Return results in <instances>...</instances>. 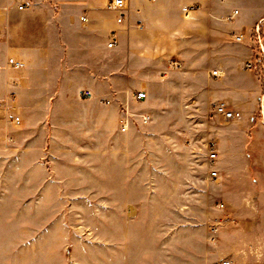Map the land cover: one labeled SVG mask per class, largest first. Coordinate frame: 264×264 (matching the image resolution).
<instances>
[{"label": "rangeland", "instance_id": "1", "mask_svg": "<svg viewBox=\"0 0 264 264\" xmlns=\"http://www.w3.org/2000/svg\"><path fill=\"white\" fill-rule=\"evenodd\" d=\"M25 2H40L51 11L41 16L49 26L40 32L49 44V64L73 75L59 78L50 94L71 104H51L42 113L28 104L27 122L18 108L1 104L0 264L229 260L236 242L229 229L241 223L240 214L231 215L232 207L239 202L243 178L223 170L222 154L210 165L206 146L211 139L220 142L223 130L245 131L252 137V159L261 163L264 64L252 73L237 66L264 47V0L238 1L244 11L249 8L244 14L234 7L239 15L232 24L240 18L247 23L243 43L234 40L242 31L231 23L216 29L205 14L186 19L180 11L156 10L148 35L121 37L113 49L91 20L70 23L59 0ZM74 16L88 13L76 9ZM227 56L233 59L232 81L227 79L233 100L249 98L253 104L240 111L236 124L214 112L224 102L226 75L215 77L213 71H222L219 64ZM173 60L181 66L173 67ZM253 81L257 94L250 92ZM83 89L94 97L83 98ZM138 91L147 93L143 102L134 98ZM127 113L130 128L122 132ZM16 116L19 127L11 124ZM211 228L220 229L215 243L208 241Z\"/></svg>", "mask_w": 264, "mask_h": 264}, {"label": "crops", "instance_id": "2", "mask_svg": "<svg viewBox=\"0 0 264 264\" xmlns=\"http://www.w3.org/2000/svg\"><path fill=\"white\" fill-rule=\"evenodd\" d=\"M238 1L240 0H128V13L122 24L117 22V14L108 9L110 0H74L73 7L67 3L68 0H59V4L63 12L70 13L68 15L70 23H77L78 19L81 21V17L78 16L79 18L76 20L74 16L76 9L86 11L88 13L87 22L81 21L82 23H89L91 20L94 24V31L107 34L109 40L112 33L115 32L119 43L121 37L133 40L139 36L148 35L151 22L154 20L152 14L156 10L162 14L180 11L181 17L186 18L182 10L190 5H197L199 9L188 18L205 14L214 21L216 29L220 24L231 23L233 29L245 33L247 23L244 18L236 20L235 25L232 23L237 17L232 21L228 20L235 11L234 7L239 8L242 14L249 11V8L246 11L240 8L237 5ZM217 3H221V6ZM21 4L26 5L23 11L18 10ZM43 13L51 15V11L47 12L40 2L30 5L25 0H0V99L15 97L14 104H16V109L18 108L24 122L32 117L31 113L26 110L28 104H34L37 113H42L47 107L51 109V104H55V107L58 106L57 104H71L66 99L59 102L50 94V90L57 87L59 78L70 77L73 72L51 68L49 64L51 59L47 57L46 50V46L49 44L40 34L49 26L47 20L41 18ZM139 26H143L144 29L139 30ZM11 58L24 62L25 67L16 69L9 66L8 62ZM223 59V62L219 64L222 70L219 78L224 73L226 80L223 81L225 89L220 98L229 105L231 110L247 112L253 106L250 104V99L248 98L246 101L233 100L231 89L228 88V80L232 81L230 74L232 67L229 64L233 60L232 56ZM247 59L238 64L237 70L247 72L243 70V64ZM256 86L253 81V89H251L253 91H250L252 94H257L259 89H256ZM0 123L3 122L0 121ZM227 123L236 124L239 122ZM219 137L220 142H217L219 158L221 154L227 158L223 170L234 175L241 173L243 178L239 202L235 205L236 208L232 207L231 213L237 218H239L237 215L240 214L241 218L238 221L241 223L236 227L231 226L229 229L232 240H236V242L233 241L231 244L229 252L231 258L223 261H230L231 264H250V262L260 264L264 262V148H261L257 154L258 157H261L260 163V161L256 162L252 159L249 150L252 137L248 132L243 131L239 134L237 131L223 130L219 133ZM221 139H224L223 144ZM237 165H240V168ZM226 218L229 219L231 216L227 215ZM219 232L218 228L215 232L213 228L209 229L208 241L215 243L220 235ZM238 241L241 243L238 244Z\"/></svg>", "mask_w": 264, "mask_h": 264}, {"label": "built area", "instance_id": "3", "mask_svg": "<svg viewBox=\"0 0 264 264\" xmlns=\"http://www.w3.org/2000/svg\"><path fill=\"white\" fill-rule=\"evenodd\" d=\"M152 1H155V0H152ZM128 7H129L128 0H110V2L108 4V9L117 14V22L119 24H122L125 21V19L127 17V13H128ZM25 8H26V5L21 4L18 7V10L23 11V10H25ZM198 9H199V7L197 5H190V6L183 8L182 12H183L184 17L188 18V17H190V15L192 13H194ZM238 15H239V11L235 10L232 13V15L229 16L228 20L232 21ZM81 21L87 22V17L86 16L81 17ZM138 29L143 30L144 27L139 26ZM234 40L237 43H243L245 40V34L241 33L239 35H235ZM117 44H118L117 35L115 32H113L111 35V38L108 42V47L113 49L117 46ZM259 64H264V47L263 46L260 47V54H258L254 59L250 58L244 62L243 70L252 73L258 69ZM9 65L13 68H16V69H21V68L25 67L24 62H21L19 60L12 59V58L9 60ZM171 65L173 67L174 66L175 67L181 66L178 61H174V60L171 62ZM213 75L215 77H219L220 71L219 70L213 71ZM80 95L83 98H93V96H94L90 90H83V91H81ZM134 98L137 102H143L147 98V94L145 92H137L134 94ZM14 103H15V100L10 98L5 103L0 102V108L3 107V105L1 106V104H8L10 110H15L16 106L13 105ZM110 103H111L110 101L107 102V104H110ZM214 112H215L216 116L222 117L226 122H238L242 119V113L238 112V111L231 110L229 108V105L226 102H220L219 104H217L214 108ZM131 115H132L131 113H127L121 119L120 127H121L122 132H127L129 130V128H130V116ZM142 117L144 120H147L145 115H142ZM11 124L15 127H19L22 124V120L18 116L13 117V119L11 120ZM206 147H207L206 149H207L208 162L210 165H213L219 159L217 141L215 139L209 140ZM211 177L213 179H217L218 172L212 171ZM220 207L224 208V205H220ZM215 231H216V229H214V232ZM221 264H231V262L230 261H223V262H221Z\"/></svg>", "mask_w": 264, "mask_h": 264}]
</instances>
